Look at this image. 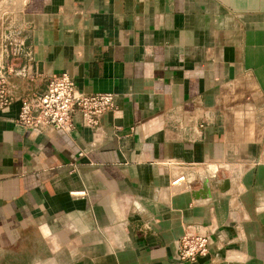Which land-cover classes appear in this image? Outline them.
Here are the masks:
<instances>
[{
  "label": "crops",
  "instance_id": "crops-1",
  "mask_svg": "<svg viewBox=\"0 0 264 264\" xmlns=\"http://www.w3.org/2000/svg\"><path fill=\"white\" fill-rule=\"evenodd\" d=\"M8 65L0 264H264V0H0ZM62 71L98 127L17 124Z\"/></svg>",
  "mask_w": 264,
  "mask_h": 264
},
{
  "label": "built area",
  "instance_id": "built-area-1",
  "mask_svg": "<svg viewBox=\"0 0 264 264\" xmlns=\"http://www.w3.org/2000/svg\"><path fill=\"white\" fill-rule=\"evenodd\" d=\"M11 70V65L0 69V108L11 100L5 90V79ZM112 107V92L84 93L76 88L71 76L62 71L52 74L41 92L20 98L14 121L30 130L51 125L69 131L73 116L77 114L82 125L95 129L102 113ZM180 181L181 176H178L171 183L179 184ZM207 251L208 237L204 233L186 231L177 238V258L180 261H192Z\"/></svg>",
  "mask_w": 264,
  "mask_h": 264
}]
</instances>
